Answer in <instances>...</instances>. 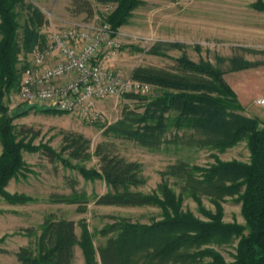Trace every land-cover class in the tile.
Here are the masks:
<instances>
[{"label":"trees","instance_id":"trees-1","mask_svg":"<svg viewBox=\"0 0 264 264\" xmlns=\"http://www.w3.org/2000/svg\"><path fill=\"white\" fill-rule=\"evenodd\" d=\"M107 1L115 3L106 16L113 30L125 23L131 11L141 3L140 0ZM23 5L24 0H0V198L9 203L29 200L22 194L11 195L5 188L25 167L22 150H35L16 139L13 116L3 101L5 90L20 82L16 69L19 50L16 17ZM253 6L264 11L262 1L257 0ZM71 7L76 13L93 14L89 0H72ZM36 19L37 26H41L39 14ZM42 40L43 35L28 26L25 28L23 45L26 48ZM233 62L235 68L251 65L244 60ZM223 74L210 62L193 61L185 55L175 59L172 70L135 67L131 77L161 89V94L149 101L140 94H124L140 102L143 110L125 112L106 133L154 147L163 142L167 128L171 127L176 133L181 131L188 135L190 143L220 151L245 140L249 150L247 162L215 157L212 163L200 166L178 160L159 172L160 182L155 192L143 193L136 189L145 183L139 162L120 155L109 141L96 143L91 152L90 139L82 133L61 131L68 158L77 161L97 158L98 170L87 171L88 176L102 179L106 191L94 197L95 204L151 205L161 212L160 219L146 225L131 223L125 218L110 224L102 233L115 235L108 236L105 243L95 249L84 247L85 264H132L138 260L141 264H202L206 258L211 264H264V121L242 113L243 105ZM27 106L23 107V113ZM28 131L21 126L18 133L24 135ZM41 153L52 163L58 161V155L46 146L41 147ZM62 162L67 164V160ZM75 185L76 180H70V193H52L48 201L75 204L77 211L83 212L88 197ZM203 194L209 197L214 210L204 208ZM233 195H238L241 203L244 225L222 219L221 202L225 196ZM184 196L197 203L204 219L183 209ZM26 231L29 236L33 235L32 229ZM233 236L238 237L235 253L231 261H226L210 243ZM78 243L73 219L48 214L40 232L28 244L19 247L15 257L18 264H72Z\"/></svg>","mask_w":264,"mask_h":264},{"label":"rangeland","instance_id":"rangeland-1","mask_svg":"<svg viewBox=\"0 0 264 264\" xmlns=\"http://www.w3.org/2000/svg\"><path fill=\"white\" fill-rule=\"evenodd\" d=\"M72 0H24L18 10V44L16 69L21 76L23 68L32 58L37 44L31 48L23 45L25 28H32L43 35L50 26H73L106 20L115 3L107 0H89L93 14L76 13L71 7ZM126 22L114 30L120 47L107 62L111 69L124 76H131L135 67H156L172 70L175 59L185 55L193 61H208L223 71V77L235 91L243 105L242 113L264 121V11L253 5L257 0H140ZM264 2V0H259ZM36 14L42 18L37 26ZM233 60H244L251 65L235 68ZM20 84L5 90L3 101L13 116V131L17 140L35 148L22 150L25 167L16 177L10 179L5 190L9 194H22L29 198L23 203H9L0 198V264H18L15 252L28 244L40 232L44 217L69 218L75 222L79 243L75 247L72 264H85L84 247L92 249L103 245L108 236L102 230L110 224L125 218L135 224H150L161 218L156 206L97 205L94 197L106 191L102 179L88 176L87 171L98 170L97 158L85 161L70 159L62 142L61 131L82 133L90 139V151L96 143L109 141L116 151L128 160L141 165L145 183L136 187L143 193H153L160 182L159 172L168 164L184 160L192 165H207L215 157L223 161L247 162L249 150L245 140L220 151L213 147H201L188 142L189 136L169 127L158 146H147L133 139L116 137L106 133L109 126L118 122L125 112H142L143 105L126 97H105L97 102L102 118L94 122L82 119L76 114L57 111L45 106L22 102L19 98ZM161 89L152 85L146 101L161 94ZM24 105L27 110L24 111ZM21 126L28 128L24 135L18 133ZM46 146L58 155L52 163L41 153ZM2 145L0 142V153ZM67 160V164L62 162ZM82 169V170H81ZM87 172V174H85ZM75 187L84 190L88 197L86 209L77 211V205L52 203V193L68 194L70 180ZM178 192L177 187L174 189ZM204 208L214 210L206 195H201ZM183 209L204 219L197 203L188 196L183 197ZM223 221L244 225L241 203L238 195L225 196L221 202ZM27 229L33 230L29 236ZM247 230L244 231L246 233ZM238 237L223 238L211 242L226 261L235 253ZM98 258L95 254V260ZM135 262V261H134ZM141 264L138 260L136 263ZM202 264H211L206 258Z\"/></svg>","mask_w":264,"mask_h":264},{"label":"built area","instance_id":"built-area-1","mask_svg":"<svg viewBox=\"0 0 264 264\" xmlns=\"http://www.w3.org/2000/svg\"><path fill=\"white\" fill-rule=\"evenodd\" d=\"M119 47L106 20L50 26L21 72L20 100L73 113L89 122L101 119L99 100L130 93L147 94L152 89L147 82L109 68L107 62Z\"/></svg>","mask_w":264,"mask_h":264}]
</instances>
